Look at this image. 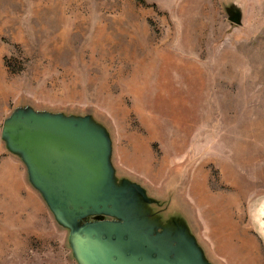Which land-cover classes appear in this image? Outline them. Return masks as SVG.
<instances>
[{"label":"rangeland","instance_id":"374dc122","mask_svg":"<svg viewBox=\"0 0 264 264\" xmlns=\"http://www.w3.org/2000/svg\"><path fill=\"white\" fill-rule=\"evenodd\" d=\"M21 100L93 113L216 264H264V0H0V126ZM65 237L0 146V264H74Z\"/></svg>","mask_w":264,"mask_h":264},{"label":"water","instance_id":"95a60500","mask_svg":"<svg viewBox=\"0 0 264 264\" xmlns=\"http://www.w3.org/2000/svg\"><path fill=\"white\" fill-rule=\"evenodd\" d=\"M242 23L241 9L223 6ZM0 146L21 165L26 185L66 232L74 264H216L171 199L119 175L108 128L93 113L39 109L16 102L0 126ZM264 245V200L253 211Z\"/></svg>","mask_w":264,"mask_h":264},{"label":"bare ground","instance_id":"6f19581e","mask_svg":"<svg viewBox=\"0 0 264 264\" xmlns=\"http://www.w3.org/2000/svg\"><path fill=\"white\" fill-rule=\"evenodd\" d=\"M140 73V72H139ZM139 75H141V74H139ZM145 75V74H144ZM144 75H142V76H144ZM134 78V77H133ZM148 79V78H147ZM134 81L137 83V86L136 87H138V85H140V83H141V80H140V78L139 79H135L134 78ZM134 82V83H135ZM142 84V83H141ZM143 86V85H142Z\"/></svg>","mask_w":264,"mask_h":264}]
</instances>
